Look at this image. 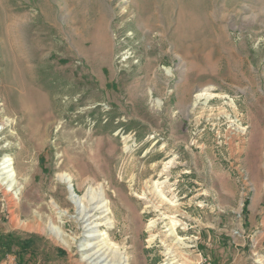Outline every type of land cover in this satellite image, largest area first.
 <instances>
[{
    "label": "rangeland",
    "instance_id": "374dc122",
    "mask_svg": "<svg viewBox=\"0 0 264 264\" xmlns=\"http://www.w3.org/2000/svg\"><path fill=\"white\" fill-rule=\"evenodd\" d=\"M4 158L0 264H264V0H0Z\"/></svg>",
    "mask_w": 264,
    "mask_h": 264
},
{
    "label": "bare ground",
    "instance_id": "6f19581e",
    "mask_svg": "<svg viewBox=\"0 0 264 264\" xmlns=\"http://www.w3.org/2000/svg\"><path fill=\"white\" fill-rule=\"evenodd\" d=\"M0 177H3V182H4L3 184H6L8 189H9L8 191L3 192L4 197H6V202H8L10 207L16 206L15 198H14L15 196L13 195L12 192L15 190V187L17 185V174H16V171L14 168V160L12 158H4L0 162ZM64 179H65L64 176L61 175L60 180H64ZM153 184L157 187V184L155 182ZM0 188H2V185H0ZM106 192H108V191H105L103 189L102 195L106 196ZM73 193H75V192L73 191ZM98 202H99V197L96 194L90 195L87 199V203L85 204V206L82 209L79 208V210H80L79 215L82 216V220H84V223L85 222L89 223L88 226L93 224L92 222H94V219L98 220V221L99 220L103 221V219L105 218L106 212H107L109 207L107 204H105V202H102V201H100L101 202L100 204L96 205ZM52 205L56 211H59L57 203L52 202ZM94 205H96V206L94 207ZM48 228H49V230L53 236H55L57 239L63 241L62 240V232L52 222H50L48 224ZM92 238H93V240H95L94 236ZM94 247H95V245L92 247L90 246V247H88V250L91 251L92 249H94ZM106 252H108L106 248L104 250V247L100 248L98 246V250L93 252L90 255V257L87 261L88 262L87 264H91L90 262H93V261H97L96 264H107L106 261H107V258H109L108 256L110 255V253H108L107 254L108 256L106 257ZM122 259L120 258V260H122ZM110 262H112V261H110ZM118 262L120 263L119 257H118Z\"/></svg>",
    "mask_w": 264,
    "mask_h": 264
},
{
    "label": "built area",
    "instance_id": "2783aa9c",
    "mask_svg": "<svg viewBox=\"0 0 264 264\" xmlns=\"http://www.w3.org/2000/svg\"><path fill=\"white\" fill-rule=\"evenodd\" d=\"M201 264H206V262H202Z\"/></svg>",
    "mask_w": 264,
    "mask_h": 264
}]
</instances>
